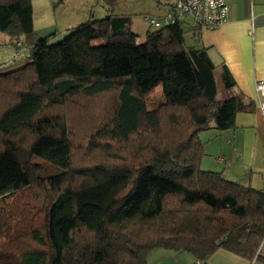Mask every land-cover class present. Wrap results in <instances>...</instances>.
<instances>
[{"label": "trees", "instance_id": "obj_1", "mask_svg": "<svg viewBox=\"0 0 264 264\" xmlns=\"http://www.w3.org/2000/svg\"><path fill=\"white\" fill-rule=\"evenodd\" d=\"M118 1L51 43L31 0H0V32L28 49L0 65V264H148L156 248L264 263V191L199 168V132L252 103L224 63L218 96L207 48L184 42L202 28L161 23L138 43Z\"/></svg>", "mask_w": 264, "mask_h": 264}, {"label": "crops", "instance_id": "obj_2", "mask_svg": "<svg viewBox=\"0 0 264 264\" xmlns=\"http://www.w3.org/2000/svg\"><path fill=\"white\" fill-rule=\"evenodd\" d=\"M63 1L31 0L32 23L37 34V27L45 29L61 23L66 29L91 20L94 15L107 14L102 0H80V11L74 16L66 18L62 6L59 9H63L64 13L59 12L57 19L55 11ZM225 2L228 6L226 22L213 30L196 29V46L207 48V54L219 72L220 64L224 63L235 81L233 91L241 93L243 102L252 103V108L237 112L233 128L222 131L215 130L214 127L205 129L204 138L201 139L205 165L201 169L221 172L226 180L264 191V111L259 110L253 90L257 80H264V0ZM95 5H98L99 11L95 10ZM20 42L23 46L22 39ZM11 46H14L13 51L9 49ZM25 50L5 37L0 42V65L13 63L16 57L23 59L26 56L19 53L23 54ZM260 254L264 257V244ZM207 258V264H264L254 258L251 261L245 260L224 249L216 250ZM146 260L148 264H197V260L187 252L164 248L153 249Z\"/></svg>", "mask_w": 264, "mask_h": 264}, {"label": "rangeland", "instance_id": "obj_3", "mask_svg": "<svg viewBox=\"0 0 264 264\" xmlns=\"http://www.w3.org/2000/svg\"><path fill=\"white\" fill-rule=\"evenodd\" d=\"M80 0H64L63 4L61 3V5H58L57 10L55 11V16L57 17V19H59L60 13L59 12H65V17L66 18H70L72 16H74V14H76V12L80 11V6H78ZM173 0H119L118 4L116 5V9L115 12L118 14H126L128 16H130L129 18L131 19V31H133L136 35V41L138 43L142 42L144 40V35L147 32V30H155L156 27H152L149 26V24L146 22L144 17H159V16H163L167 10V6L169 5V3H171ZM160 3V4H159ZM62 6H64L63 9H59ZM96 11H99V7L98 5L94 6ZM63 12V13H64ZM95 17H92L91 19H100L105 17V14H97L94 15ZM36 17L39 18L40 16L36 14ZM40 19V18H39ZM57 22H60L57 21ZM189 23H191L189 21ZM68 29L70 28H66L62 27V24L59 23L58 26L55 25V27H47L45 29H42L40 27H37V35H41L44 36L45 34H49L52 33L54 35V38L51 39V43H55L58 42L60 40H62L67 33H69ZM184 39H185V43L186 45H191V46H196L197 45V40L198 38H194L192 35L191 30L187 29V26H184ZM1 33V32H0ZM0 42L5 39V37H7V34L1 33L0 34ZM4 35V36H2ZM39 35V36H40ZM9 38V37H8ZM23 47V46H22ZM197 47V46H196ZM14 46L9 47V49H11V51H13ZM23 49H25V47H23ZM28 53V49L25 50V52L23 53V55L25 56V54ZM22 56V53H19ZM21 57H16L14 60L15 62L20 60ZM13 62V61H11ZM13 62V63H15ZM12 64V63H7ZM7 64H3V66L7 65ZM219 71L215 70V76L218 82V86H219V91H218V96H220V94L222 93L221 90V84H220V79H219ZM162 86L161 85H157L150 93L147 94V97L145 99L146 101V107L148 108H152V106H155L156 104H158L159 100L163 99V94H162ZM203 133H205V130L199 132L198 137L201 140L203 137ZM204 155H205V151H204ZM202 155V160L200 163V169L204 168L203 164L205 165V156ZM48 169V168H46ZM262 247V246H261Z\"/></svg>", "mask_w": 264, "mask_h": 264}, {"label": "built area", "instance_id": "obj_4", "mask_svg": "<svg viewBox=\"0 0 264 264\" xmlns=\"http://www.w3.org/2000/svg\"><path fill=\"white\" fill-rule=\"evenodd\" d=\"M171 4V9L159 18L144 17L149 26L155 28L161 23L184 22L213 30L227 19L228 6L225 0H173ZM17 47L23 48L21 42H17ZM253 90L259 110L264 111V80H257Z\"/></svg>", "mask_w": 264, "mask_h": 264}]
</instances>
